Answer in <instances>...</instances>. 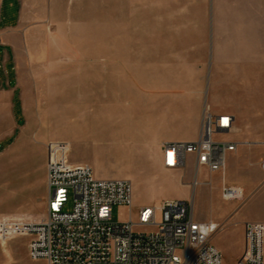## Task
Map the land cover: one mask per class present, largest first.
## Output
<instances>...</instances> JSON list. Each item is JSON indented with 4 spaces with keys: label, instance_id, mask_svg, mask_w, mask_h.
Instances as JSON below:
<instances>
[{
    "label": "rangeland",
    "instance_id": "rangeland-1",
    "mask_svg": "<svg viewBox=\"0 0 264 264\" xmlns=\"http://www.w3.org/2000/svg\"><path fill=\"white\" fill-rule=\"evenodd\" d=\"M54 4L62 14H68L64 26L50 28V51L57 57L52 63L63 70H27V60L22 58V70L14 71L17 91L0 87V98L7 104L11 91L16 93L12 115L8 105L0 111V220L44 218L47 146L66 143L69 161L73 153V139L61 124V113L66 108L62 97L67 83L68 98L75 103L76 70H118V75L121 70L208 72L219 65L222 46L236 45V40L246 60L264 59V0H58ZM12 72L0 70V83L4 77L12 79ZM18 97L22 98L23 117ZM120 100H126L124 92ZM254 103L264 105L258 99ZM68 119L75 120V115ZM254 125L264 134V122ZM61 136L66 141H60ZM86 158L92 160L88 162L94 173L131 181L132 213L138 206L157 205L165 199L192 200L195 218L209 220L224 212L217 222L219 234L226 229L228 219L244 214L242 208L249 199L244 192V202L221 200L220 186L236 178L232 170L223 177L201 172L200 185L192 194L189 163L175 175L159 167L152 156L146 159L127 151H117L110 157L112 161L96 155ZM70 209L71 202L65 210ZM128 219V209L113 208V221ZM27 242L22 236L0 242V264H46L28 259ZM212 245L226 248L221 253L222 264H236L228 242L215 237Z\"/></svg>",
    "mask_w": 264,
    "mask_h": 264
},
{
    "label": "crops",
    "instance_id": "crops-1",
    "mask_svg": "<svg viewBox=\"0 0 264 264\" xmlns=\"http://www.w3.org/2000/svg\"><path fill=\"white\" fill-rule=\"evenodd\" d=\"M57 1L0 0V70L13 71L12 79L4 77L0 87L17 91L14 71L22 70V58L27 60V70H63L52 63L57 57L50 51V28L64 26L68 16L67 12L58 11L54 4ZM220 54L219 65L216 63V68L212 66L208 72L121 70L118 75V70H76V100L75 103L69 100L67 83L62 97L66 108L61 113V124L73 139L72 165L92 168L88 162L92 160L86 156L96 155L112 161L110 157L121 150L146 159L152 156L160 167L161 144L197 140L206 108L214 115L231 116L232 128L224 136H231L226 141L236 143L237 147L227 156L223 176L232 170L236 178L224 184L242 188L249 199L242 208L244 214L234 218L236 213L228 219L226 229L213 236L211 243L215 237L228 242L237 261L243 251L244 224L264 223V173L260 167L264 158V134L257 132L254 125L264 122V105L254 103L255 99L264 102V59L246 60L241 55L239 40L236 45L222 46ZM14 91L9 104L0 98V111L9 106L11 112L16 99ZM122 92L126 94L125 101L120 100ZM21 100L18 97L16 101L23 117ZM73 115L75 120H69ZM65 138L59 137L60 141H66ZM191 159L188 156L189 165ZM94 174L107 179L101 173ZM139 207L142 206L136 208ZM223 214L209 220L218 222ZM217 249L220 253L226 251L224 246Z\"/></svg>",
    "mask_w": 264,
    "mask_h": 264
},
{
    "label": "built area",
    "instance_id": "built-area-1",
    "mask_svg": "<svg viewBox=\"0 0 264 264\" xmlns=\"http://www.w3.org/2000/svg\"><path fill=\"white\" fill-rule=\"evenodd\" d=\"M232 117L214 115L206 108L201 130L193 142L161 144V165L183 171L191 156L192 194L200 185L199 174H221L236 143L216 140L232 128ZM264 173V158L261 160ZM46 214L43 219L0 220V242L15 236L27 238L31 261L46 264H222L220 251L211 239L220 224L198 221L194 207L180 199L133 209V186L127 179L97 178L89 165H72L69 147L56 142L47 146ZM224 202H244V191L222 184ZM71 202V209L65 210ZM114 207L126 208L129 219L113 221ZM243 251L236 264H264V223L243 226Z\"/></svg>",
    "mask_w": 264,
    "mask_h": 264
}]
</instances>
